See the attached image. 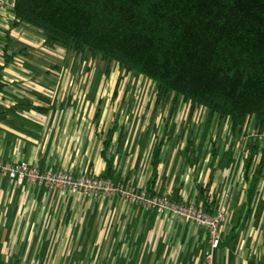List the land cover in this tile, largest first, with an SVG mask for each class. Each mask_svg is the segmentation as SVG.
I'll return each instance as SVG.
<instances>
[{"label": "crops", "instance_id": "0c3cea01", "mask_svg": "<svg viewBox=\"0 0 264 264\" xmlns=\"http://www.w3.org/2000/svg\"><path fill=\"white\" fill-rule=\"evenodd\" d=\"M9 1L14 18L0 34L6 84L0 105L23 102L43 110L20 107L0 118V157L42 170L104 176L102 152L116 127L107 152L115 177L188 204L225 206L212 264H264V170L246 215L247 176L261 159V152L253 153L247 169L257 117L234 131L231 117L206 106L192 114L185 98L189 110L180 106L176 114L173 100L159 97L156 107H141L127 100L133 86L128 77L120 81L122 73L114 69L107 76L108 68L80 66L78 52L48 45L40 27L16 24L15 0ZM209 250L206 229L170 212L99 193L63 196L39 185L20 186L0 173V255L6 264H211Z\"/></svg>", "mask_w": 264, "mask_h": 264}, {"label": "trees", "instance_id": "16d2710c", "mask_svg": "<svg viewBox=\"0 0 264 264\" xmlns=\"http://www.w3.org/2000/svg\"><path fill=\"white\" fill-rule=\"evenodd\" d=\"M13 11L16 24L40 27L48 45L100 56L127 73L146 76L160 99L182 95L192 114L206 106L221 118L231 117L234 131L252 116L264 128V0H15ZM6 46L7 52L11 42ZM20 107L43 110L23 102L8 109L0 105V118ZM115 130L102 152L108 164L104 176L120 179L107 153ZM250 147L247 169L253 153L261 152V159L256 173L247 176L246 215L264 170V145L251 142ZM160 150L161 145L155 162ZM210 203L206 210L214 212L215 202Z\"/></svg>", "mask_w": 264, "mask_h": 264}, {"label": "built area", "instance_id": "2783aa9c", "mask_svg": "<svg viewBox=\"0 0 264 264\" xmlns=\"http://www.w3.org/2000/svg\"><path fill=\"white\" fill-rule=\"evenodd\" d=\"M10 7L13 5L9 0H0V34L14 18ZM250 138L254 142L264 143V128H254ZM0 173L15 180L20 186L39 185L56 190L63 196L70 193H99L123 197L128 204L141 206L148 211L170 212L176 220L188 225L195 224L208 231L211 243L207 258L211 264L222 242L221 226L227 220L225 206H218L214 212H210L201 205L188 204L170 195L148 191L124 179L90 173L76 175L73 171L42 170L27 161H10L1 157Z\"/></svg>", "mask_w": 264, "mask_h": 264}, {"label": "rangeland", "instance_id": "374dc122", "mask_svg": "<svg viewBox=\"0 0 264 264\" xmlns=\"http://www.w3.org/2000/svg\"><path fill=\"white\" fill-rule=\"evenodd\" d=\"M78 55H79L78 56V63L82 67L89 66L90 64H92L94 67H97V68L114 69V70H116L115 74H117V71L122 73L120 81H122V80L124 81L128 77V82L130 84H133L132 88H134V89L129 88L128 94H127V100L128 99H131V100L132 99H136V100H138L137 104L140 103L141 107H143V105H145L146 109H147L146 106L148 104L149 105H153L154 107H156L155 104H157L159 100H158V94H157V85L155 84L154 81H151L146 76L137 74L135 72L127 73V72L121 70V68H120L118 63H116V62H111L110 63V62L105 61L104 59H102L100 56L93 57L90 54H81V53H79ZM108 73H107V76L110 75ZM115 74H113V75H115ZM95 80L99 81V79H97V77L95 78ZM182 98H184V96L176 95L175 93H173L172 95H169L168 98L164 97V98H161V99L165 100V101H166V99L168 101L169 100H173V103H175V105H176V108L174 110V113L176 114L178 112V109L180 108V106L184 107V105H185L183 103L184 101H183ZM159 103H160V101H159ZM163 107L165 108V106H163ZM184 109L189 110V107L185 106ZM148 110H151L150 107H149ZM145 112L148 113V111H145ZM158 114H159V112H158ZM187 115H188V111L185 114L182 115L183 119L181 121H179L178 127H182L183 126L182 123L184 121L185 116H187ZM156 116H157V114L155 115V117ZM189 129L192 130L191 127ZM161 194H163V193H161ZM196 205H199V204H196ZM201 206H203V205H201ZM185 224L188 225L187 223H185ZM191 225H195V224H191ZM197 227H199V226H197ZM208 236H209V243H211L209 233H208ZM0 264H6L2 260L1 255H0Z\"/></svg>", "mask_w": 264, "mask_h": 264}]
</instances>
